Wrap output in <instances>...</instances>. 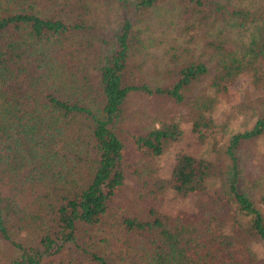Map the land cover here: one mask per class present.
Here are the masks:
<instances>
[{"label":"trees","instance_id":"obj_1","mask_svg":"<svg viewBox=\"0 0 264 264\" xmlns=\"http://www.w3.org/2000/svg\"><path fill=\"white\" fill-rule=\"evenodd\" d=\"M168 2L181 8V32L204 38L164 52L167 85L135 83L143 44L136 24ZM229 4L0 0V245L9 248L0 249V264H264V158L253 150L264 112L228 145L212 143L207 156L181 155L168 181L159 159L183 139L180 122L127 133L132 145L118 128L140 93L186 108L192 134L203 138L239 77L251 73L264 86V5ZM104 6L120 10L123 24L99 64L110 21ZM244 151L259 176L246 175ZM133 185L192 197L196 213L143 208L129 200Z\"/></svg>","mask_w":264,"mask_h":264},{"label":"rangeland","instance_id":"obj_2","mask_svg":"<svg viewBox=\"0 0 264 264\" xmlns=\"http://www.w3.org/2000/svg\"><path fill=\"white\" fill-rule=\"evenodd\" d=\"M218 1L219 0H213ZM230 2L229 6H263L264 0H225ZM101 12L110 14V21L107 25L105 35L101 37L99 54L102 61L114 51L115 36L120 31L123 18L122 12L117 8H99ZM180 6H174L168 2L159 5L154 10L147 12L140 23L136 24L143 31L142 46L136 59H141L139 65L134 67V72L130 79L141 85L152 87L167 85L169 83L168 70L165 67L163 54L165 51L175 53L177 46L182 45L189 40L197 42L203 39L201 32L190 30L185 34L181 32L180 26ZM102 22V21H100ZM87 38V36H86ZM85 38V39H86ZM196 57H202L208 60V54L202 50L195 51ZM86 54L82 55V58ZM89 60V66H93ZM91 64V65H90ZM90 69V68H89ZM264 70V65H263ZM92 72V70H89ZM127 115L123 123L118 128L126 141L132 145V138L127 133H139L149 128L152 123L167 121H178L184 130V137L180 142L172 145L159 159L160 177L168 181L171 179L173 168L178 158L183 154H192L195 156H207L212 143L219 147L228 145L231 137L243 133L253 128L258 117L264 112V86L255 83L251 73H246L239 77L236 82L228 88V92L222 98L213 110L212 119L214 126L211 128L203 127L201 138L198 134H192V121L190 112L183 107L175 106L173 102L166 97L149 98L143 94H134L127 105ZM254 152L261 153L264 158V136L256 142L253 148ZM242 166L246 175L259 176L261 167L258 161L246 157V151L243 152ZM129 166V164H128ZM140 190L141 196H134L135 189ZM133 190H129V200L134 203L139 202L143 208L147 204L152 205L160 212L170 216L190 217L196 213V200L192 197H183L174 191L149 193L148 189H143L141 185H133ZM124 204H121L123 207ZM128 206V203H127ZM0 249L8 251L9 248L0 245ZM18 255L16 254L14 259Z\"/></svg>","mask_w":264,"mask_h":264}]
</instances>
